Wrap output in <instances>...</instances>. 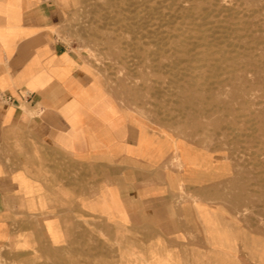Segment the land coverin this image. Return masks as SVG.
<instances>
[{
    "label": "crops",
    "instance_id": "0c3cea01",
    "mask_svg": "<svg viewBox=\"0 0 264 264\" xmlns=\"http://www.w3.org/2000/svg\"><path fill=\"white\" fill-rule=\"evenodd\" d=\"M63 1L0 0L2 257L81 264L80 245L102 243L105 264H185L176 244L197 232L218 264H264L255 221L198 225L175 203L161 181L169 150L64 39Z\"/></svg>",
    "mask_w": 264,
    "mask_h": 264
},
{
    "label": "rangeland",
    "instance_id": "374dc122",
    "mask_svg": "<svg viewBox=\"0 0 264 264\" xmlns=\"http://www.w3.org/2000/svg\"><path fill=\"white\" fill-rule=\"evenodd\" d=\"M63 5L64 39L169 150L161 181L175 203L192 209L194 224L220 213L230 225L255 221L264 238V0ZM187 237L194 242L176 244L185 264H218L216 243L202 253L197 232ZM104 245L81 244L80 263L92 254L105 264ZM0 264H9L2 254Z\"/></svg>",
    "mask_w": 264,
    "mask_h": 264
},
{
    "label": "built area",
    "instance_id": "2783aa9c",
    "mask_svg": "<svg viewBox=\"0 0 264 264\" xmlns=\"http://www.w3.org/2000/svg\"><path fill=\"white\" fill-rule=\"evenodd\" d=\"M0 99L3 101H11L12 97L0 90Z\"/></svg>",
    "mask_w": 264,
    "mask_h": 264
},
{
    "label": "bare ground",
    "instance_id": "6f19581e",
    "mask_svg": "<svg viewBox=\"0 0 264 264\" xmlns=\"http://www.w3.org/2000/svg\"><path fill=\"white\" fill-rule=\"evenodd\" d=\"M142 6V5H141ZM157 9V8H156ZM149 16V15H148ZM230 59V58H229ZM108 118V117H107ZM218 118V117H217ZM246 125V124H245Z\"/></svg>",
    "mask_w": 264,
    "mask_h": 264
}]
</instances>
